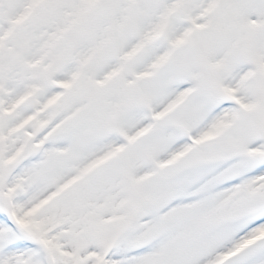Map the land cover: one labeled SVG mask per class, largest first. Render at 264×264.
Instances as JSON below:
<instances>
[{"label": "snow or ice", "instance_id": "snow-or-ice-1", "mask_svg": "<svg viewBox=\"0 0 264 264\" xmlns=\"http://www.w3.org/2000/svg\"><path fill=\"white\" fill-rule=\"evenodd\" d=\"M0 264H264V0H0Z\"/></svg>", "mask_w": 264, "mask_h": 264}]
</instances>
